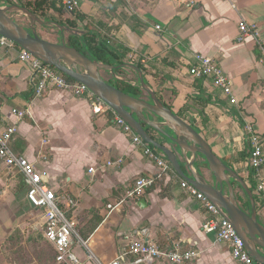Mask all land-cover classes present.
<instances>
[{
    "label": "crops",
    "instance_id": "crops-1",
    "mask_svg": "<svg viewBox=\"0 0 264 264\" xmlns=\"http://www.w3.org/2000/svg\"><path fill=\"white\" fill-rule=\"evenodd\" d=\"M25 1L0 0V7ZM73 1L75 6L67 10L65 0H50L44 14L56 29L38 27L36 22L43 24L39 14H34L39 21L26 15L30 24L17 23L33 25L49 41L69 44V35H87L123 53L121 63L113 64L121 70H101V76L112 85L120 81L114 75L122 76L123 83L139 89L136 96L147 100V90L154 92L243 180L264 225V200L255 194L245 130L251 124L264 142V56L251 36L237 41L241 19L256 23L264 38V0ZM196 53L211 56L224 70L236 103H230L211 78L189 74ZM18 54L19 46L0 40V136L14 125L8 141L11 152L33 163L55 193L76 199L67 212L76 224L75 254L82 259L90 254L107 263L123 254L130 240L143 239L161 249L192 250L194 264H236L228 245L202 230L206 212L183 190L186 179L170 162L172 170L160 174L142 147L133 144L109 115H95L84 96L52 87L36 96L29 64ZM19 111L25 112L21 118ZM143 126L162 145L177 150L184 174L191 176L201 167L200 160L189 166L190 154L185 157L184 151ZM202 170L210 180L209 172ZM146 174L156 176L155 183L138 197H127L134 180ZM260 175L264 177V166ZM230 181L241 208L249 212L248 195L234 178ZM26 190L23 175L0 158V264H57L54 249L42 235L43 219L26 199ZM132 260L126 255L122 264Z\"/></svg>",
    "mask_w": 264,
    "mask_h": 264
},
{
    "label": "built area",
    "instance_id": "built-area-1",
    "mask_svg": "<svg viewBox=\"0 0 264 264\" xmlns=\"http://www.w3.org/2000/svg\"><path fill=\"white\" fill-rule=\"evenodd\" d=\"M64 4L67 10H72L75 6L73 0H65ZM160 27V25H156L157 29ZM237 27V41H243L247 36H251L257 41L264 56V38L260 35L258 25L241 19L238 21ZM0 38L2 41L13 43L2 36ZM18 57L22 62L29 64L34 77L36 96H40L49 87L70 92L77 97L84 96L88 99L89 106L95 115H109L111 122L129 135L133 144L142 147L144 155L154 161L160 170V174L172 170L169 161L162 157V154L156 152L113 109L84 84L68 80L58 70L20 47ZM129 58L133 59V55L130 54ZM188 69L192 77L211 78L214 85L229 99L230 103L237 102L231 88V80L211 56L201 53L194 54ZM114 78L123 81V77L120 75H114ZM24 114L25 112L22 111L17 112L18 118L23 117ZM245 130L250 145L249 166L256 178L255 194L264 200V177L260 175V170L264 166V142L251 124H246ZM15 131L16 127L12 125L0 136V158L7 168H16L25 178L27 184L26 199L34 209L39 211L43 219L42 235L54 249V258L57 264H122L125 262L126 255L133 257V260L127 264H194L196 254L192 250L180 251L173 247L161 249L154 243L143 239L130 240L127 250L107 263L95 260L90 254L84 259L80 258L72 250V236L76 224L73 219L67 216V212L76 205V199L66 192L55 193L35 169L33 163L21 154L11 152L8 141ZM156 179L157 177L151 174L138 176L127 190L126 196L129 198L138 197L146 188L151 187ZM181 187L187 194L192 195L206 212L201 224L202 230L213 233L217 240L226 243L236 264H259L245 249L243 240L219 205L211 202L187 181H182ZM108 207L112 208L110 204Z\"/></svg>",
    "mask_w": 264,
    "mask_h": 264
},
{
    "label": "water",
    "instance_id": "water-1",
    "mask_svg": "<svg viewBox=\"0 0 264 264\" xmlns=\"http://www.w3.org/2000/svg\"><path fill=\"white\" fill-rule=\"evenodd\" d=\"M13 8L24 12L33 22L39 21L25 8L0 7V36L29 51L63 75L84 84L102 99L145 142L160 150L179 175L225 211L250 256L257 263L264 264V225L257 219L251 190L245 186L236 172L217 158L198 133L165 106L154 92L147 90L151 96V99L147 100L124 92L107 82L100 71L113 70V65L90 59L64 40L53 42L44 39L36 32L33 25L17 23L8 14ZM141 83L143 85L142 79ZM143 125L149 126L164 140L175 145L178 151H184L182 155L185 157L190 154L192 158L189 166L200 160L201 167H198L196 173L191 172V176L184 174L177 158V150L162 145ZM202 168L209 172L210 180L206 179ZM227 175L234 178L248 195L251 206L249 212L241 208L235 188Z\"/></svg>",
    "mask_w": 264,
    "mask_h": 264
},
{
    "label": "trees",
    "instance_id": "trees-1",
    "mask_svg": "<svg viewBox=\"0 0 264 264\" xmlns=\"http://www.w3.org/2000/svg\"><path fill=\"white\" fill-rule=\"evenodd\" d=\"M49 4L50 0H27L20 3L8 2L7 5L25 8L32 14H44L45 10L48 9ZM69 45L74 46L77 50L88 56L90 59L97 60L105 64L108 63L111 65H119L121 63V58L123 57V53L118 54L117 52L112 51L103 40L95 43V39L87 35H69ZM120 70L121 68L119 67L114 69L115 72ZM66 78L68 80H72L67 76ZM114 86L134 96H136L139 91L138 88L125 84L122 81H116Z\"/></svg>",
    "mask_w": 264,
    "mask_h": 264
},
{
    "label": "rangeland",
    "instance_id": "rangeland-1",
    "mask_svg": "<svg viewBox=\"0 0 264 264\" xmlns=\"http://www.w3.org/2000/svg\"><path fill=\"white\" fill-rule=\"evenodd\" d=\"M9 15H12L14 20L19 23H24V24H30L32 22V20L26 16V14L20 10H16L14 11V9H11L9 12ZM38 15V14H37ZM40 17L39 19L41 21H43V24H39L38 22H36V25L39 27L40 25L43 26V27H46V28H52V29H56L53 25V23H51L50 19L45 17V14H39Z\"/></svg>",
    "mask_w": 264,
    "mask_h": 264
}]
</instances>
